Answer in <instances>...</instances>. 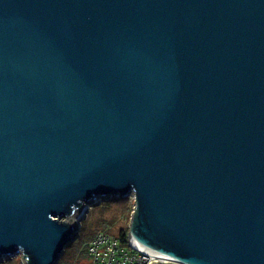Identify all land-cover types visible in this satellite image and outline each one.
<instances>
[{
  "label": "water",
  "instance_id": "obj_1",
  "mask_svg": "<svg viewBox=\"0 0 264 264\" xmlns=\"http://www.w3.org/2000/svg\"><path fill=\"white\" fill-rule=\"evenodd\" d=\"M131 192L135 242L264 264V0H0V258Z\"/></svg>",
  "mask_w": 264,
  "mask_h": 264
},
{
  "label": "rangeland",
  "instance_id": "obj_2",
  "mask_svg": "<svg viewBox=\"0 0 264 264\" xmlns=\"http://www.w3.org/2000/svg\"><path fill=\"white\" fill-rule=\"evenodd\" d=\"M86 210H84L83 215L79 220V232L83 235L86 231H98V230H108L112 233H118L120 227L127 228L131 216L134 212L135 201L134 193L131 192L124 197H111L108 199H101L96 203L88 204L85 203ZM90 208V209H89ZM82 211V209L80 210ZM79 211V212H80ZM75 217L68 216L63 219H77ZM62 219V220H63ZM78 232V233H79ZM77 233V235H78ZM80 237V235H79ZM79 238H75L64 247V251L58 259L57 264H88L89 256L85 253H77L76 260L73 257H67L70 249L78 244ZM0 264H26L23 257V252L18 251L17 253L9 256H2L0 258Z\"/></svg>",
  "mask_w": 264,
  "mask_h": 264
},
{
  "label": "built area",
  "instance_id": "obj_3",
  "mask_svg": "<svg viewBox=\"0 0 264 264\" xmlns=\"http://www.w3.org/2000/svg\"><path fill=\"white\" fill-rule=\"evenodd\" d=\"M86 251L89 256L88 264H147L153 259L187 264L161 253L146 252L137 245L128 232L119 235L108 230H98L87 241Z\"/></svg>",
  "mask_w": 264,
  "mask_h": 264
},
{
  "label": "trees",
  "instance_id": "obj_4",
  "mask_svg": "<svg viewBox=\"0 0 264 264\" xmlns=\"http://www.w3.org/2000/svg\"><path fill=\"white\" fill-rule=\"evenodd\" d=\"M94 203H96V201H94ZM90 209V208H89ZM96 231H86L83 233V235H81V233L79 232L78 235L75 237V238H79L78 240V244L73 246L69 253H68V256L67 257H73L74 260H76V255L77 253H85L87 254V251H86V244H87V241L92 237V235L95 233ZM127 232V228H122L120 227V230H119V235H125ZM80 235V237H79ZM74 238V239H75ZM64 251V250H63ZM63 253V252H62ZM67 264H74V263H67Z\"/></svg>",
  "mask_w": 264,
  "mask_h": 264
},
{
  "label": "bare ground",
  "instance_id": "obj_5",
  "mask_svg": "<svg viewBox=\"0 0 264 264\" xmlns=\"http://www.w3.org/2000/svg\"><path fill=\"white\" fill-rule=\"evenodd\" d=\"M136 242H137V245H138L141 249L145 250L146 252H148V253H152V252H154L153 249L146 247L143 243H141V242H139V241H136Z\"/></svg>",
  "mask_w": 264,
  "mask_h": 264
}]
</instances>
